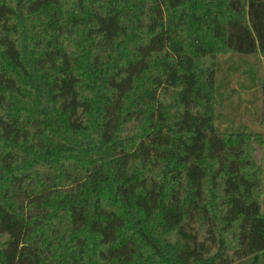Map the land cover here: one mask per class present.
<instances>
[{
    "label": "trees",
    "instance_id": "16d2710c",
    "mask_svg": "<svg viewBox=\"0 0 264 264\" xmlns=\"http://www.w3.org/2000/svg\"><path fill=\"white\" fill-rule=\"evenodd\" d=\"M263 156L264 0H0V264H264Z\"/></svg>",
    "mask_w": 264,
    "mask_h": 264
},
{
    "label": "rangeland",
    "instance_id": "374dc122",
    "mask_svg": "<svg viewBox=\"0 0 264 264\" xmlns=\"http://www.w3.org/2000/svg\"><path fill=\"white\" fill-rule=\"evenodd\" d=\"M227 56L219 58L220 66L217 73V82L225 83L222 90L228 93L229 99L225 103V110L221 112L226 118H221L218 123V128L222 131L224 128L230 127L229 120H233L232 130L236 129L239 125H246L248 130L261 131L262 128L256 125L255 119L260 115L262 105V91H261V56L243 58L237 62L239 72L229 73L228 67L231 66V61H226ZM207 62V61H206ZM203 69L206 67L203 61ZM254 69L257 80L251 81L249 74L246 70ZM234 110V112L231 110ZM233 112V113H232ZM237 116L236 118H234ZM260 158V157H259ZM263 159V162L261 161ZM264 167V156L260 159ZM262 212L264 213V196Z\"/></svg>",
    "mask_w": 264,
    "mask_h": 264
}]
</instances>
